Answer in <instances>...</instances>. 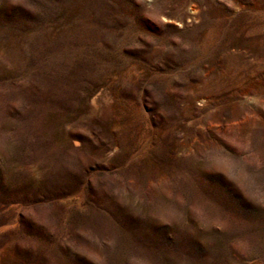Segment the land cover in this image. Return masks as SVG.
<instances>
[{"label":"rangeland","instance_id":"obj_1","mask_svg":"<svg viewBox=\"0 0 264 264\" xmlns=\"http://www.w3.org/2000/svg\"><path fill=\"white\" fill-rule=\"evenodd\" d=\"M0 264H264V0H0Z\"/></svg>","mask_w":264,"mask_h":264},{"label":"bare ground","instance_id":"obj_2","mask_svg":"<svg viewBox=\"0 0 264 264\" xmlns=\"http://www.w3.org/2000/svg\"><path fill=\"white\" fill-rule=\"evenodd\" d=\"M191 10H192V13H195V11L193 9H191Z\"/></svg>","mask_w":264,"mask_h":264}]
</instances>
